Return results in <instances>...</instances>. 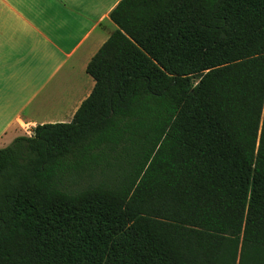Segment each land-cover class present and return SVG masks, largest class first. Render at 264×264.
<instances>
[{
  "label": "trees",
  "instance_id": "trees-1",
  "mask_svg": "<svg viewBox=\"0 0 264 264\" xmlns=\"http://www.w3.org/2000/svg\"><path fill=\"white\" fill-rule=\"evenodd\" d=\"M69 123L0 148V264H264V0H121Z\"/></svg>",
  "mask_w": 264,
  "mask_h": 264
},
{
  "label": "crops",
  "instance_id": "crops-1",
  "mask_svg": "<svg viewBox=\"0 0 264 264\" xmlns=\"http://www.w3.org/2000/svg\"><path fill=\"white\" fill-rule=\"evenodd\" d=\"M121 0H0V148L69 123L90 95V60L117 29Z\"/></svg>",
  "mask_w": 264,
  "mask_h": 264
}]
</instances>
